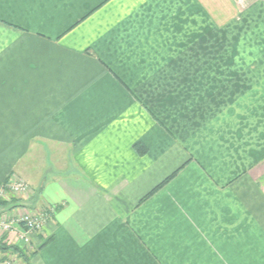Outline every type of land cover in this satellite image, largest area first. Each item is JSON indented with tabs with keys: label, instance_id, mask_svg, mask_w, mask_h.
<instances>
[{
	"label": "crops",
	"instance_id": "crops-1",
	"mask_svg": "<svg viewBox=\"0 0 264 264\" xmlns=\"http://www.w3.org/2000/svg\"><path fill=\"white\" fill-rule=\"evenodd\" d=\"M221 10L0 0V182L56 208L29 264H264V0Z\"/></svg>",
	"mask_w": 264,
	"mask_h": 264
},
{
	"label": "built area",
	"instance_id": "built-area-1",
	"mask_svg": "<svg viewBox=\"0 0 264 264\" xmlns=\"http://www.w3.org/2000/svg\"><path fill=\"white\" fill-rule=\"evenodd\" d=\"M237 6H244L246 0H233ZM18 182V183H16ZM25 182L19 180H8L0 183V201L10 202L11 193L17 194V197L23 198L26 202L31 201L32 191L24 187ZM53 208L45 211H36L35 209L13 208L6 213L0 212V240L7 243L6 238L12 242L22 241L26 248H31L33 238L40 234L44 229L47 220L54 214ZM2 259V257H1ZM0 264H12L8 259L1 261Z\"/></svg>",
	"mask_w": 264,
	"mask_h": 264
},
{
	"label": "rangeland",
	"instance_id": "rangeland-1",
	"mask_svg": "<svg viewBox=\"0 0 264 264\" xmlns=\"http://www.w3.org/2000/svg\"><path fill=\"white\" fill-rule=\"evenodd\" d=\"M254 1L255 0H246V2L244 3V6H237L235 4V2L233 0H231V2L233 3V9H234V11H232L233 12L232 13L233 14V17L232 18L231 17H227L228 18L227 19L224 16V13L221 10V11L218 12V14H221L223 16L219 15V17H218V24L219 25H224L225 23H226V25H234V24L237 25L238 24V26H240L239 24H241V19L243 18L242 15H243L244 11L245 10H248L251 7V5L253 4ZM229 3H230V1H228L227 4L229 5ZM230 5H231V3H230ZM229 12H230V10L227 9V15L229 14ZM226 19L228 21H226ZM245 21L247 22L246 19H245ZM8 180H19V181L25 182V183H23L24 184V187L29 188L30 189L29 191H32V197L33 198L36 197L37 198V201L34 202V203H33V201H28L29 202L28 203L23 198L17 197L16 196L17 194L11 193V200H10L9 204L8 205L6 204L5 207H0V212L6 213L7 210H9V209L22 208V207H25L26 205H28V207H25V209H27V208L30 209V210L35 209L36 211H39V212L40 211H45V209H48V208H53L54 211H56V208L55 207L50 206V205L43 204V202H41L39 200V198L37 197V196H40L39 192H37L32 187V185L30 183H28L26 180L22 179L21 177L15 176V175H11L6 181H8ZM6 181L0 182V183H5ZM16 183H18V182H16ZM0 202H5V201H0ZM29 204L31 205L30 207H29ZM53 216H54V214H52L50 216V218L47 220V223H48V221H50L52 219ZM46 224H45V226H46ZM45 226H44V228H45ZM43 230L41 231L40 234L36 235L33 238L34 244L32 243L31 248H26V246L24 245V243L22 241L21 242L20 241H18V242H16V241L15 242H12L8 238H6V241L9 244H7V243L6 244L8 246L9 245H16V246H18L20 248H24L26 250V253H28V255L31 254V253H33V252H35V251L38 252V250L42 246L39 247L40 244L37 245V243L35 242L34 239L37 238V237H39V236H42V234L44 233ZM1 257L8 259V261H10L12 264H27V263H24L23 260H22V257H20V255L19 254H16V253H12V252H6V253H4V252H1L0 251V259H1Z\"/></svg>",
	"mask_w": 264,
	"mask_h": 264
},
{
	"label": "trees",
	"instance_id": "trees-1",
	"mask_svg": "<svg viewBox=\"0 0 264 264\" xmlns=\"http://www.w3.org/2000/svg\"><path fill=\"white\" fill-rule=\"evenodd\" d=\"M136 151L139 153V154H142L144 153L145 151L143 150L144 147L140 144H137L135 147ZM178 171V170H177ZM175 171L171 176H169L168 178H166L165 180H163L160 184H158L154 189H152L146 196L143 200H145L146 198L150 197L151 195H153L156 191H158L162 186H164L175 174L176 172ZM6 204L8 205L9 202H0V207H5ZM6 243H3L2 240H0V251L1 252H12V253H16V254H19L20 257H22V260L24 263H27L29 264V259L35 255L37 252H33L31 254L28 255V253H26V250L24 248H20L16 245H7ZM6 258H2L1 261H4Z\"/></svg>",
	"mask_w": 264,
	"mask_h": 264
}]
</instances>
